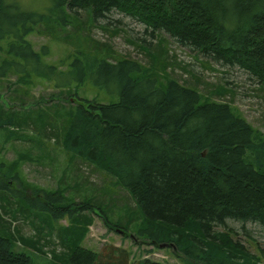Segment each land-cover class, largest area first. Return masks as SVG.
<instances>
[{
	"label": "trees",
	"instance_id": "obj_1",
	"mask_svg": "<svg viewBox=\"0 0 264 264\" xmlns=\"http://www.w3.org/2000/svg\"><path fill=\"white\" fill-rule=\"evenodd\" d=\"M79 9L92 20L116 11L129 15L146 32L151 29L152 36L165 31L181 46L222 66L244 69L264 85V0H53L51 15L67 22L66 13ZM44 19L18 2L0 0V39L12 37L8 52L22 60H3L0 77L15 71L23 78L31 73L50 78L59 89L51 99L57 100L74 82L88 78L118 96L111 103L79 97L66 111L57 137L66 151L130 193L142 216L137 238L157 248L175 246L182 264H260V256L235 238L229 220L264 227V132L229 103L205 99L176 79L161 83L132 58L111 61L80 52L84 57L76 55L70 70L57 71V66L43 63L44 52L34 50L25 38ZM20 116L0 103V131L20 126ZM7 167L6 172L0 167V202L16 198L23 200L24 209L69 220L57 228L69 250L66 264H162L147 258L132 261L121 248L111 250L122 254L115 258L111 251L84 247L93 221L88 213L102 207L92 198L69 201L59 189L31 198L16 164ZM13 178L20 179V189L11 187ZM105 215L110 229L120 227ZM13 238L11 230L0 229V264H31L30 254L17 249Z\"/></svg>",
	"mask_w": 264,
	"mask_h": 264
},
{
	"label": "rangeland",
	"instance_id": "obj_2",
	"mask_svg": "<svg viewBox=\"0 0 264 264\" xmlns=\"http://www.w3.org/2000/svg\"><path fill=\"white\" fill-rule=\"evenodd\" d=\"M11 1L45 15L25 38L34 50L44 52L43 63L57 66V71L70 70L71 61L78 54H96L111 61L132 58L156 73L161 83L176 79L196 88L205 99L229 103L237 114L264 132V85L244 69L222 66L181 46L165 31L152 36L151 29L146 32L143 23L124 13L116 11L109 18L92 20L89 12L79 9L66 13L69 21L61 22L56 13L51 15L53 0ZM11 40L12 37L0 39V65L5 59L22 61L8 52ZM65 90L60 100L51 99L59 89L50 78L36 73L23 78L15 71L0 77V103L22 116L20 126L0 131L1 170L6 172L7 166L16 164L31 198L42 197L45 190L59 189L69 201L92 198L100 205L102 208L96 205V212L88 213L93 221L83 239L84 247L102 254L121 248L130 253L132 261L147 258L162 264H182L175 246L162 244L157 248L149 240L137 238L135 231L142 216L130 193L116 185L110 175L66 151L57 137L65 124L66 111L79 97L111 103L118 96L93 85L89 78L82 84L74 82ZM10 180L13 189H20V179ZM17 201L11 198L0 202V229L11 230L16 248L30 254L31 264H66L69 250L57 228L67 226L69 220H53L45 212L24 209L23 200ZM105 213L120 227L110 229L104 222ZM229 225L236 232L235 238L260 256V264H264V227L254 222L243 225L236 220H229ZM113 254L115 258L122 255L119 251Z\"/></svg>",
	"mask_w": 264,
	"mask_h": 264
}]
</instances>
